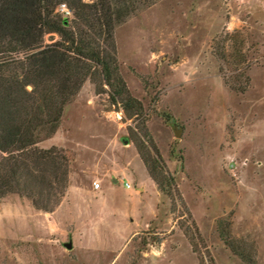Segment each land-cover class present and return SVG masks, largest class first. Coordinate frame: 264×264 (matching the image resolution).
<instances>
[{
	"label": "rangeland",
	"instance_id": "374dc122",
	"mask_svg": "<svg viewBox=\"0 0 264 264\" xmlns=\"http://www.w3.org/2000/svg\"><path fill=\"white\" fill-rule=\"evenodd\" d=\"M114 40L176 191L164 184L172 197L160 194L150 219L156 192L127 131L142 141L139 121L88 79L37 145L65 152L68 188L50 213L16 194L0 199V264H264V0H156L116 25ZM133 153L142 195H81L112 158Z\"/></svg>",
	"mask_w": 264,
	"mask_h": 264
},
{
	"label": "trees",
	"instance_id": "16d2710c",
	"mask_svg": "<svg viewBox=\"0 0 264 264\" xmlns=\"http://www.w3.org/2000/svg\"><path fill=\"white\" fill-rule=\"evenodd\" d=\"M154 1L0 0V199L16 194L47 213L59 205L68 188L69 160L60 148L37 145L56 133L65 108L88 79L97 94L105 92L110 104L121 105L124 120L139 121L142 141L130 126L129 137L158 192L172 197L164 184L174 186V178L164 172L142 103L120 74L114 40L116 25ZM62 4L72 18L60 13ZM46 35L57 39L45 43Z\"/></svg>",
	"mask_w": 264,
	"mask_h": 264
},
{
	"label": "crops",
	"instance_id": "0c3cea01",
	"mask_svg": "<svg viewBox=\"0 0 264 264\" xmlns=\"http://www.w3.org/2000/svg\"><path fill=\"white\" fill-rule=\"evenodd\" d=\"M135 154H136V152H135ZM135 154L133 153L129 159L125 160L126 162H124V163H117V162H115V159L112 158L111 159L112 163L108 164V167L105 170L106 173L104 174V176L101 179L98 178V182H100L101 189L95 190L91 184L87 189H81V195L82 196H85V195L96 196L97 201H101V202L106 201L109 194H115L118 192V190H120V189L122 190V188H123V190L129 191V193H132L134 196L142 195L143 191L145 190V186H144L145 183L141 182V181L134 180L133 179L134 177L131 175L132 158H136ZM145 171H146V169H145ZM97 173L101 174L100 169L97 171ZM150 180H151V178H150ZM143 181L147 182L151 186L153 191L155 190L156 196H157V201H156V204L154 205L153 212H152V215L150 217V219H152L155 217L157 205L160 202L161 196L157 190L156 185L154 184V182L152 180L149 182L146 180H143ZM126 182L130 184L129 189L125 188V186H124V183H126ZM121 183L123 185H120ZM134 184H136V185L138 184L139 187L137 188V190H132L133 189L132 185H134ZM73 187H74L73 184H71L70 190ZM134 233H135V230L131 229L130 234H134Z\"/></svg>",
	"mask_w": 264,
	"mask_h": 264
},
{
	"label": "built area",
	"instance_id": "2783aa9c",
	"mask_svg": "<svg viewBox=\"0 0 264 264\" xmlns=\"http://www.w3.org/2000/svg\"><path fill=\"white\" fill-rule=\"evenodd\" d=\"M58 10H59V11H65V12L67 13V15L70 14V12H69L68 9L66 8L65 4L60 5V7H59ZM92 186H93V188H94L95 190H99V189H100V183H98V182H96V181L93 182ZM124 186H125V188H127V189L130 188V184L127 183V182L124 183Z\"/></svg>",
	"mask_w": 264,
	"mask_h": 264
},
{
	"label": "water",
	"instance_id": "95a60500",
	"mask_svg": "<svg viewBox=\"0 0 264 264\" xmlns=\"http://www.w3.org/2000/svg\"><path fill=\"white\" fill-rule=\"evenodd\" d=\"M126 143H127V142H126ZM64 246H65V248L68 249V250L72 249V243H71V242L64 244Z\"/></svg>",
	"mask_w": 264,
	"mask_h": 264
}]
</instances>
